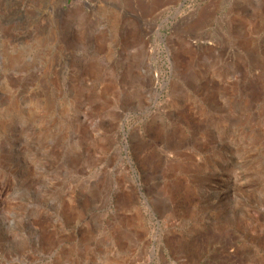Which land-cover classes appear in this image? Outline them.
Here are the masks:
<instances>
[{"label": "rangeland", "instance_id": "1", "mask_svg": "<svg viewBox=\"0 0 264 264\" xmlns=\"http://www.w3.org/2000/svg\"><path fill=\"white\" fill-rule=\"evenodd\" d=\"M0 27V264H264V0H1Z\"/></svg>", "mask_w": 264, "mask_h": 264}, {"label": "bare ground", "instance_id": "2", "mask_svg": "<svg viewBox=\"0 0 264 264\" xmlns=\"http://www.w3.org/2000/svg\"><path fill=\"white\" fill-rule=\"evenodd\" d=\"M1 1V0H0ZM80 1V0H79ZM62 7V6H61ZM136 12V11H135ZM137 13V12H136ZM133 14H134V12L128 17V19H130V18H132L133 17ZM138 14V13H137ZM59 17H60V20L61 21H63L64 19H67V20H69L68 18H66L65 16H64V14L63 13H60L59 14ZM136 17H137V15H136ZM64 18V19H63ZM60 20H58V21H60ZM67 20H65V32L67 31L68 32V34H66V36H67V38L68 39H70L71 38V40H69V42L70 43H73V42H71L72 40L73 41H75V36H77V38H79V37H81L82 36V34H83V32H84V30H83V26H81V25H79V26H77V28H76V30L74 31L73 30V28H71V27H69L68 26V24H69V22L67 21ZM134 20H135V18H134ZM59 24H60V22L59 23H57L56 24V34H57V39L55 40L56 41V44H55V47L59 44L60 45V47H61V50H64L66 47H67V45H69L68 43H67V41L66 40H63V32H64V30L63 29H61V27L59 26ZM68 26V27H67ZM0 28H2V27H0ZM103 31H101V33H102ZM110 32H112V30H106V32H104L103 34H102V36L101 37H99V39H98V45L97 46H92V48L94 49V47L96 48V49H94V58H96V59H98L99 61L101 60V59H106V60H108V61H112L113 60V56L112 55H110V52H111V45L109 44V41L107 40V36H108V33H110ZM4 34V33H3ZM4 37L6 38V40H7V42L9 41V42H11V40L9 39V37L7 36V35H5L4 34ZM60 37V38H59ZM186 38H188V36H186ZM38 40H39V37H38ZM78 41V40H77ZM6 43V42H5ZM11 43H13V41L11 42ZM36 44V43H35ZM37 47V46H36ZM109 49V53L107 54V55H102V53H103V51H104V49ZM141 48H142V50H140V52L141 51H145V47H144V45L143 46H141ZM143 52H141V54H143ZM63 54V53H62ZM61 54V59H68L65 55H62ZM125 54H126V59H127V67H129V70L132 72L133 71V65H134V59H135V57H136V54H139V50L138 49H136V50H134V51H131V50H126L125 51ZM51 59H54V57H52ZM31 64L33 65V67H34V65H41V64H39L37 61H34V62H32L31 61ZM29 66H31L30 64H29ZM142 66H143V69L145 70L146 69V67H148L149 66V62H148V59H147V55L145 54V58L143 59V61H142ZM111 67V66H110ZM49 68H52V62H49L48 64H47V67L46 68H44V69H42V68H39V69H37L36 71H39L38 72V75H39V80L38 81H40L38 84V87L39 88H43L44 87V92L46 93V92H48L49 90L51 91V87H54L55 89H57L58 88V84H56V83H52L51 82V80H49V78H48V75H49V73H50V69ZM60 71H63V73H65L64 71V68H63V66H61V67H59V70L57 71V74L59 75V77L61 76V72ZM66 75L68 74V71L66 70V73H65ZM73 74V73H72ZM42 77V78H41ZM68 78L69 77H72V75H71V73L67 76ZM55 78H58V77H55ZM56 81L57 82H60L59 81V79H56ZM66 85H68L67 84V82H66ZM72 87H74V84L72 85ZM59 89H61V88H59ZM48 93H50V92H48ZM59 92H55L54 94H58ZM133 93V92H132ZM53 95V94H52ZM53 96H55V95H53Z\"/></svg>", "mask_w": 264, "mask_h": 264}]
</instances>
